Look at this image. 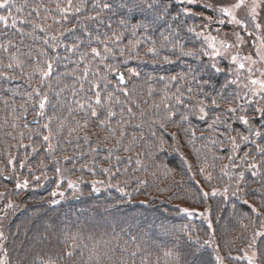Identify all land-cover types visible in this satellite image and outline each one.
Wrapping results in <instances>:
<instances>
[{"label": "trees", "instance_id": "obj_1", "mask_svg": "<svg viewBox=\"0 0 264 264\" xmlns=\"http://www.w3.org/2000/svg\"><path fill=\"white\" fill-rule=\"evenodd\" d=\"M96 2L83 0L81 12H70L65 20L57 4L66 7L67 0H13L16 26L0 25V123L6 133L26 131L25 138L16 141L31 163L22 168L23 174L41 169L63 180L74 179L81 195L72 211L67 209L70 198L60 204H53L50 197L29 199L10 227L12 264H31L29 257L43 252L53 264H184L190 259L184 255L188 251H196L203 264H213L214 256L203 243L208 235L205 222L188 221L176 204L186 203L205 213L211 210L215 231L222 226L221 219L213 217V209L222 216L223 211L242 208L253 216V211L239 206L236 193L253 184L257 191L250 188V192L264 197V155L245 156L246 152L235 150L233 138L235 145L243 142L240 137L246 126L240 117L252 120L261 114L264 118V111L258 113V101L245 98L247 105L238 106L239 98L250 92L229 69L224 70L225 63L219 65L218 59L204 55L207 46L202 35H196L201 28L195 15L210 14L205 8L165 0L169 12L158 19L159 9L129 11L121 6L125 0H99L111 5L101 11ZM80 3L73 0V6ZM7 12L0 10V14ZM122 20L126 23L121 24ZM66 28L75 31L60 37L54 49L57 42L51 37ZM178 43L196 55H181ZM74 44L78 47L69 52L67 46ZM105 46L110 53H104ZM92 48L101 52L103 63ZM46 62H53V70L42 78L33 70H46ZM86 67L87 79H78ZM111 69L123 70L128 84L121 86ZM96 92L101 105L95 104ZM45 94L44 115L38 116ZM93 108L96 116L91 114ZM33 116L40 119L34 131L29 129ZM233 127L241 133L232 136ZM257 141L264 143V139ZM253 164L255 168L250 167ZM6 165L0 162V169ZM47 179L46 185L53 184L46 191L60 190L52 176ZM63 189L70 192L66 186ZM213 190L220 193L218 197L211 196ZM136 196L145 201L138 203ZM221 202L223 206H217ZM62 220L74 224L75 241L65 240L62 249L60 242L39 240L40 227L60 229ZM227 222L233 224L234 219L227 216ZM33 227L37 230L32 232ZM87 236L94 240L91 247ZM161 249L174 253L165 256Z\"/></svg>", "mask_w": 264, "mask_h": 264}, {"label": "rangeland", "instance_id": "obj_2", "mask_svg": "<svg viewBox=\"0 0 264 264\" xmlns=\"http://www.w3.org/2000/svg\"><path fill=\"white\" fill-rule=\"evenodd\" d=\"M175 1L187 7L201 6L205 8V10H208L210 12V14L198 12L195 16L200 19L199 26L201 28V32L204 34L202 35L203 39L205 36L215 37L217 48H219L223 53V55L213 57L218 59L219 65L225 63L224 70L226 71L229 69L230 72L228 73H233L235 80L239 81L238 84L246 88L248 92H250V87L258 88V85H250V80L264 79V75H262V73H264V59H262V57H264V4H262L261 7L257 9V18L254 22L249 15V10L252 6L253 0H246L245 7L237 10L236 13L237 19L242 20L243 25H237L235 23L227 22L229 18L224 17L219 12L220 7L230 6L231 4L236 3L237 0H191V2L190 0ZM221 19H224L225 23H219L218 21H220ZM256 23H259L261 25L259 29L256 28ZM237 36H239V40L237 39ZM204 41L206 42L205 44L207 46V50L205 49V51L211 53L213 49L208 47V41H206L205 39ZM220 41H226L233 44V49L230 50L220 48ZM236 45L244 51L245 56L243 58H240L236 55ZM234 55L238 57L239 62L244 63L245 69L243 71L239 70L237 64L232 63L231 57ZM245 57H250V59H244ZM219 59H222L223 61H219ZM250 96L254 97L258 101V113L263 112L261 111V109H264V94L253 95L250 92ZM244 100V97H240L239 101H237L236 104L238 106H240V104L243 106L247 105L246 100ZM261 116L263 115L260 114L259 116L255 115L251 117L252 120L255 121L254 129L251 131L247 130V124L243 122L246 126V128L244 127L245 134L243 136L248 137V142H241L240 144H238V147H235V150L238 149L240 152H246L245 156L247 157L255 158L264 155L257 150L258 147L264 148V143L259 144L260 142L257 141L258 139H264V136H262V134H264V118ZM34 117L36 116H33L32 118ZM244 118L249 120V117ZM259 120L261 121L258 122ZM29 124L31 126L29 127V129L31 128V130L34 131V129L37 128V125H39L40 122L37 124H31L29 122ZM233 130L235 131L236 128L233 127ZM41 131L42 130L40 128V133ZM25 132L26 131L23 130L16 132L11 129L6 133L4 132L2 123H0V162H6L7 164L6 168H4L5 170L0 169V233H3V237L0 238V259L4 261V264H12L10 256V244L12 243L10 231L12 229L10 227L13 225V220L21 214L23 208L26 205V202L29 199H47V197H50L51 201H57V203L55 204H60L66 201L65 198H70V203L67 208L70 211L74 209V202H78L81 200L80 199L74 201V196L80 193L79 191H77L79 189H76L78 188V186L74 185V179L63 180L61 179L62 177L59 178L53 173H47L48 171H43L41 169H36L35 174L33 175H31L30 173L28 175L23 174L24 170H22V168L28 167V165L31 163L29 162L28 164L27 155L20 151L21 146L19 143H16V141H22L25 138ZM257 132H259L261 135H256ZM239 133H241V131L236 130L232 136H237V134ZM256 141L259 143H255ZM30 143H32L31 140ZM254 143L256 144V147L254 146ZM247 144L251 148L247 147ZM30 166L31 168L37 167L33 165ZM4 172L10 174L13 177V181L9 182L3 180L2 174ZM51 176L53 178V181L59 185L60 190L56 188L52 192L46 191L53 184V182H49L48 185L45 184V181H48L47 178ZM25 181H27L26 187H16L17 184L23 185ZM70 181L73 183V187H69ZM61 182L64 183L61 184ZM64 186H66L68 188L67 191L70 192H62L64 191ZM74 188L75 191H73ZM250 188L251 190H253V188H256L257 191V185L252 184ZM250 188L244 189L246 192L243 194L244 196L241 195L244 190H239V195L236 193V198L239 206H246L247 210L254 212L253 216H251L242 208L230 209L227 211L228 213L223 211L222 216L216 214L215 209L212 210L213 217L214 215H217L221 219L220 223L222 229L220 231H215L213 229L212 219L210 216L211 210L208 213H205V210L192 208L191 205H188L186 203L178 202L176 204L180 215L186 216L188 221L191 220V222H199V220H201L205 222L208 228V235H206L207 239L203 243L206 244L205 247L210 248L209 254L214 256L213 264H248L247 259H245L244 257L246 255L252 256L253 252L256 253L254 264H264V197L256 193H251ZM76 191L79 193H77ZM53 193H55V195H53ZM218 194L220 193H216L215 195H213V191L211 192V196L214 198L218 197ZM129 200H131V198ZM134 200H136L138 203H141V201H145L139 196H136ZM9 203H11V207H8ZM226 205L230 206V204ZM217 206H223L222 202ZM184 209H187L188 211L185 212L183 211ZM227 216L228 218L229 216H231V218L234 219L233 224H229L227 222ZM68 219H70V217ZM68 219L67 221H69ZM29 220L32 224V221L34 219L30 218ZM67 221H63V228L60 229L57 228L47 230L43 229V227H40L39 230L40 232H42V234H40L39 240L43 239L48 243V239H51L53 242H60V246L63 249V247H65V240H67L69 243V241L72 240V237H74V224ZM44 222H47V220ZM34 229L36 228L33 227L32 232L34 231ZM257 233H261V235L258 236ZM41 235H44V238H41ZM202 235L204 236V234ZM32 236L34 238V242H38V238L34 237V235ZM29 240L30 238L28 239V241ZM93 241V239L88 237L86 243L89 247H91ZM50 244H52V242ZM37 249H40V247H37ZM169 250H172V252L174 253L173 249H161V252L165 254ZM217 257H220V259L218 260ZM29 261L31 262V264L37 263V261L53 264V260L50 258V255L47 252H43L42 256H40V254L30 256Z\"/></svg>", "mask_w": 264, "mask_h": 264}, {"label": "snow or ice", "instance_id": "obj_3", "mask_svg": "<svg viewBox=\"0 0 264 264\" xmlns=\"http://www.w3.org/2000/svg\"><path fill=\"white\" fill-rule=\"evenodd\" d=\"M190 2H191V0H190ZM262 4H264V0H253V2H252V6H251V8L249 10V15L251 16V18H252V20L254 22L256 21V18H257V9L259 7H261ZM161 5H163V7H161ZM245 5H246V0H237L236 3L231 4L230 6H222V7H220L219 8V12L224 17L229 18L227 22L235 23L237 25H243V21L237 19L236 13H237V10L241 9L242 7H245ZM95 6L100 8L101 11H103L104 9H109L111 7V5L109 3L105 2V3L101 4L99 2V0H97V2L95 3ZM121 6L122 7H128L129 11H132L133 9H137V10H155V9H159V12H157V18L158 19L162 18L164 14H167L169 12V7H168L167 4H165V0H139V2H137V0H125V2ZM13 7H14L13 0H0V10L8 9L7 14H0V25H3V27H5V28L10 27V26L11 27H15L16 24H17L18 17H16L13 14V12L11 11V9ZM83 7H84L83 0H81V3L79 5H77V6H73V0H67V6L66 7H61L59 4H57V10L60 12L62 18L65 19V20L68 18V13H70V12L71 13H79L83 9ZM16 11L19 12L20 9L17 8ZM185 12L187 14V10H185ZM95 18L96 17H92V16L87 17V19H95ZM175 18L176 17H173V19H175ZM20 22L24 23V21H20ZM218 22L223 24V23H225V20L221 19ZM56 23H59V21H56ZM120 23L121 24H125L126 21L122 20ZM255 26H256L257 29H259L261 27V25L259 23H256ZM35 27L36 28H40L41 31H45V27H42L39 24H36ZM48 27H50V26H48ZM133 27H135V25ZM74 31H75V28H72V29L66 28L62 32L58 33V35L52 36L51 37L52 41L57 42V44L53 45V48L55 49V47L58 46L60 37H63L66 33H72ZM188 31L193 32L195 30L190 28V29H188ZM196 35L197 36H201V35H204V34L202 32H198V33H196ZM115 39L119 40L120 37L118 35H116ZM204 39L206 41H208V47L213 49V51L211 53L204 52V55H211V56L223 55V53L220 51V49L217 48V45L215 43V41H216L215 37L205 36ZM237 39L238 40L240 39L239 36H237ZM164 40L165 41L169 40V37L165 36ZM45 43L46 44L48 43L47 39L45 40ZM77 47H78V45H76V44H74L72 46H67V50L69 52H72V51H75ZM176 47H178L180 49V53L183 56H195L196 55V51H194V50L185 51L184 48H183V45L180 44V43H178L176 45ZM229 47H231V45L228 44L226 41H220V48H225L226 49V48H229ZM149 51L154 52L155 49H149ZM201 51H203V50L201 49ZM91 52L94 54L95 57H100L101 58V63H103L104 57L101 56V52L100 51H98L96 48H92ZM110 52H111V49L108 48L107 46H105L104 53L107 54V53H110ZM84 55H87V54L85 53ZM55 59H57V58L53 57L52 61L54 62ZM244 59H250V57H245ZM262 59H264V57H262ZM231 61H232V63L237 64V67L240 68V69H243L245 67L244 63L239 62L238 57L235 56V55L231 57ZM53 62H46L47 63L46 70L43 69V68H36L33 71L34 72H40L42 78H46V77L50 76V74H51V72L53 70ZM20 63L21 62L18 61L17 62V66H19ZM253 63H255V62H253ZM8 67H12V65L9 64ZM211 67L214 68L218 72L222 71V69L218 68L216 66V64H212ZM111 70L115 71V69H111ZM250 71H251V69H250ZM262 75H264V73H262ZM87 76H88V69L86 67L85 70H84V75L82 77H78V79L84 80V79H87ZM121 79H123V77H121ZM171 79L175 80L176 77H172ZM41 83H43V79L41 80ZM231 83H236V81H231ZM250 85H252V86H257L258 85L259 86L258 88L250 87L249 90H250V92L253 95L264 94V79H251L250 80ZM246 86H248V85H246ZM93 87H96V85H93ZM34 91L36 92L37 95H39V90L38 89H34ZM245 95L247 96L248 94L245 93ZM177 100H179V97H177ZM47 102H48V96H47V94H45L43 96V98L39 102L40 111L37 113L38 116H43L44 115V111L43 110L45 109ZM101 103H102L101 95H100L99 92H96V94H95V104L101 105ZM212 103L215 104L216 101L213 100ZM80 106L83 107L84 105L81 104ZM89 107H91V104H89ZM199 111L202 114L206 115L205 109H204L203 106H200ZM228 111L229 112H235L236 109L235 108H229ZM261 111H264V109H261ZM91 114L93 116L97 115V111H96L95 108L92 109V113ZM108 115L111 116V115H113V113L109 112ZM182 119L186 120L187 116H183ZM201 119H203V115H201ZM240 119L245 124L249 123V121L247 119H245L244 117H240ZM43 127L47 128L48 124H45ZM256 135L259 136L261 134L259 132H257ZM49 138H50L49 136H44L43 137V139L45 141L49 140ZM240 139L242 141H244V140H247L248 137L242 136V137H240ZM233 142H234V147H238V145H235V138H233ZM51 147L52 146L49 145V149H51ZM257 150L260 151L262 154H264V148H259L258 147ZM65 159H68V158L65 157ZM250 167L255 168L256 165L253 164V165H250ZM104 171H107V169H104ZM255 174L256 173L253 172V175H255ZM26 186H27V181H25L23 185H21V184H17L16 185L17 188L26 187ZM73 186H74L73 183L70 181L69 182V187H73ZM95 190L98 191V189H95ZM215 194H216L215 190H213V195H215ZM53 195H55V193H53ZM205 195H207V194L205 193ZM52 203L55 204V203H57V201L53 200ZM11 206H12L11 203H9L8 207H11ZM183 211L187 212L188 210L184 209ZM257 235L259 236V235H261V233H257ZM2 237H3V233H0V238H2ZM75 239H76V237H72L73 241H75ZM72 246L75 247L76 246L75 243H73ZM67 255L71 256L72 253L68 252ZM172 255H173L172 250H169L168 252L165 253V256H172ZM184 255L190 258L188 260H185L184 264H203V261L199 259L196 251H188V252L184 253ZM255 256H256V253L253 252L252 256H247L246 255L244 258L247 259L248 264H254ZM177 259H178V262H179V257ZM217 259L219 260L220 257H217ZM0 264H4V261L2 259H0ZM43 264H48V262H43Z\"/></svg>", "mask_w": 264, "mask_h": 264}, {"label": "water", "instance_id": "obj_4", "mask_svg": "<svg viewBox=\"0 0 264 264\" xmlns=\"http://www.w3.org/2000/svg\"><path fill=\"white\" fill-rule=\"evenodd\" d=\"M114 75H115V77L117 78V80L119 81V83H120L121 85H127V83H128V78H127L126 75L123 73V71L118 70V71H116V72L114 73ZM121 77H123V79H121ZM38 122H39V119H37V118H32L31 121H30V123H32V124H36V123H38ZM2 177H3V179L6 180V181H9V182L13 181V178L10 177V176H9L8 174H6V173H4V174L2 175ZM79 199H80V196H76V197H74V201H77V200H79Z\"/></svg>", "mask_w": 264, "mask_h": 264}, {"label": "flooded vegetation", "instance_id": "obj_5", "mask_svg": "<svg viewBox=\"0 0 264 264\" xmlns=\"http://www.w3.org/2000/svg\"><path fill=\"white\" fill-rule=\"evenodd\" d=\"M236 47H237V49H236V51H235V52H236V55L239 56L240 58H243V57L245 56L244 51H243L242 49H240L239 46L236 45ZM231 49H233V44H232V46L230 47V50H231ZM253 122L255 123V121H253Z\"/></svg>", "mask_w": 264, "mask_h": 264}, {"label": "bare ground", "instance_id": "obj_6", "mask_svg": "<svg viewBox=\"0 0 264 264\" xmlns=\"http://www.w3.org/2000/svg\"><path fill=\"white\" fill-rule=\"evenodd\" d=\"M244 98L247 99L250 102L257 101L254 97L250 96L249 94L247 96L244 94ZM10 177H12V176L10 175Z\"/></svg>", "mask_w": 264, "mask_h": 264}]
</instances>
